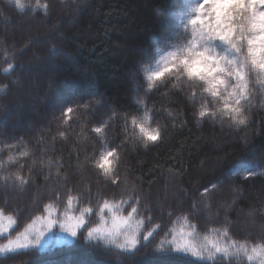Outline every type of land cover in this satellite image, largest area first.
I'll list each match as a JSON object with an SVG mask.
<instances>
[{"label":"trees","instance_id":"1","mask_svg":"<svg viewBox=\"0 0 264 264\" xmlns=\"http://www.w3.org/2000/svg\"><path fill=\"white\" fill-rule=\"evenodd\" d=\"M26 1L21 10L11 0H0V85H6L0 91V217L14 220L0 231V245L38 217L79 216L88 207L93 209L84 216L89 230L110 225L107 209L101 219L103 201L122 204L118 215L127 217L130 196L141 202L133 214L134 221H142L139 234L155 231L150 242L119 249L85 241L80 233L72 238L56 226L39 246L0 254V264H77L81 259L161 264L176 256L168 241L193 231L192 226L197 245L205 244V237L220 239L213 230L225 227L229 237L224 239L249 249L264 244V107L255 75L249 77L252 101L243 111L244 124L200 88L193 99L186 83L157 81L146 103L161 139L145 146L131 125L136 105L130 72L151 50V37L162 31L174 1L41 0L47 12L33 9L37 0ZM53 46L62 54L50 67L46 55ZM37 56L46 59L38 62ZM9 62L14 68L5 72ZM36 62L38 67L25 70ZM70 82L80 88L75 96L68 95ZM83 97L71 119L62 115L61 108ZM201 108L208 112L204 117ZM111 150L118 155L115 184L96 166ZM250 171L253 175L245 179ZM17 174L26 183L16 180ZM205 187L209 192L201 199ZM260 261L241 253L207 261L185 256L183 264Z\"/></svg>","mask_w":264,"mask_h":264},{"label":"snow or ice","instance_id":"2","mask_svg":"<svg viewBox=\"0 0 264 264\" xmlns=\"http://www.w3.org/2000/svg\"><path fill=\"white\" fill-rule=\"evenodd\" d=\"M206 5L214 14L211 16L214 24L203 19L208 14ZM20 7L23 10L22 4ZM38 7L43 8L45 12L48 10V5L42 4L41 0H37L33 9ZM194 13L189 20L191 39L189 40L187 35L184 36L187 43L183 47H176L174 51L169 53L164 60L163 68L148 77V87L152 88L157 81L170 83L172 78H175L177 82L188 85L193 99H195L197 88L210 93L213 97H222L226 94L227 114L232 115L238 124H244L247 117L243 115L244 106L241 101L247 99L249 77L254 74L257 83L264 86V0H200L194 9ZM51 51L55 54L58 49L53 46ZM13 68L14 64L9 62L4 71L9 72ZM182 77L184 78L183 81H181ZM66 87L70 96H75L80 92V88L75 82L66 84ZM2 90L3 88H0V91ZM84 99L86 97L73 100L69 106L61 108L62 115L71 119L70 114L74 113ZM229 99L232 101L231 104L228 103ZM207 114L208 112L204 108L199 111L201 117ZM211 114L215 115V112ZM146 120L147 117L144 118V122H138L135 118L131 121L133 128L139 129L145 146L149 142H156L161 139V129L146 126ZM102 130L101 127L94 129L96 133H100ZM21 155L27 156L28 153L24 152ZM117 160V152L111 150L105 152L96 161V166L102 170L105 176L110 177L114 184L119 178L114 171ZM252 175L253 173L250 171L245 179ZM15 179L21 184L26 183L24 177L19 174L16 175ZM208 192L209 188L205 187L204 193H200L201 199H204ZM129 200L131 203L128 204V207L131 211L127 217L118 215L122 204H111L108 200L103 201V207L99 208L101 219H104L103 214L107 209L112 214L111 228L95 227L91 230L88 229L84 216L85 213H92L91 207L85 208L79 216L65 212L63 218L58 216L56 219L44 220L43 217H38V220L46 224L44 229H34L31 232L26 229L16 239H8L6 244L0 245V254L15 253L17 249L23 250L32 244L41 245L45 241L46 233L51 232L56 226L72 238H76L80 233L84 236L85 241L100 240L106 244H114L119 249H135L142 241L150 242L149 238L153 237L155 229L148 231L145 235L139 234L138 227L142 221H134L133 214L138 213L136 205L141 202L132 196L129 197ZM72 203V199H69L68 204L71 205ZM122 203H127V201ZM48 207L51 208V205ZM3 215V210L0 209V216ZM8 220L10 224L14 223L11 216L8 217ZM133 225L136 226L135 229ZM31 227L29 225V228ZM156 227L159 228L160 226L157 225ZM192 227L193 231L183 233L180 236H173L168 241L169 245L174 248L176 256L171 260L162 261L161 264H183L185 256L194 257L199 261H207L218 255L221 258H227L241 253L246 255L249 261L260 257V264H264V244L249 249L247 244H238L235 240L224 239L229 237V230L225 227L222 232L213 230L220 239L205 237L207 242L197 245L192 242L195 226ZM185 236L188 239H185ZM121 237H123L122 243L119 242ZM163 244L164 241H161V247ZM77 264H96V262L93 259H81Z\"/></svg>","mask_w":264,"mask_h":264},{"label":"rangeland","instance_id":"3","mask_svg":"<svg viewBox=\"0 0 264 264\" xmlns=\"http://www.w3.org/2000/svg\"><path fill=\"white\" fill-rule=\"evenodd\" d=\"M12 2H15L20 6V4L25 7L27 4H29L26 0H11ZM172 4V10L169 12L165 24H163V29L159 33L153 34L154 36L151 37L152 45L151 50L147 51L144 55V58H142L139 62V65L137 69L131 70L130 76L133 84V91H134V101L136 105V115L133 117L138 122H144V118L147 117L146 120V126L150 128H156L157 125L152 121L151 111L150 107L146 103V94L149 91V80L148 77L152 75V73L159 71L163 68L164 60L168 57L169 53L174 51L176 47H183L187 41L184 39V36L187 35L189 40L190 37V25L189 20L191 17L195 14L194 9L198 6L200 3V0H173ZM208 14L203 17V19L206 22L211 21V23L214 24V20H211V16L214 15L211 13V9L206 5ZM187 26V27H186ZM61 51H58L57 53L53 54L52 52H49L47 57V62L49 63L50 67H53L55 62L54 58L57 56V54ZM46 57L37 56L36 60L38 62H41L42 60H45ZM45 58V59H44ZM35 67H38L37 62L32 63L30 66L26 65L25 70L32 71V69H35ZM26 73V72H25ZM26 78V74L23 77V79ZM256 85L258 87V100L260 99L261 106L264 107V86H261L259 83H257V79L255 76ZM21 86V81L19 83ZM154 86V85H153ZM248 96L246 100L241 101V104L244 106V109L249 106L250 101H252L251 95H250V87L248 83ZM207 93V92H206ZM209 98L216 99L221 104L222 108H225V98L226 94L222 97H213L210 93H207ZM228 103L231 104L232 101L229 99ZM228 110V109H227ZM132 125V124H131ZM133 127V126H132ZM139 135V129L134 128ZM162 189L159 191V194L162 193ZM157 200V197H156ZM46 220V219H44ZM31 228H28V231L31 232L34 229H44L46 224L43 223L41 220H36L32 225ZM10 223L8 221H5V219L0 217V231L5 232L9 229ZM112 223L107 226H103V228H111ZM16 239V238H15Z\"/></svg>","mask_w":264,"mask_h":264},{"label":"clouds","instance_id":"4","mask_svg":"<svg viewBox=\"0 0 264 264\" xmlns=\"http://www.w3.org/2000/svg\"><path fill=\"white\" fill-rule=\"evenodd\" d=\"M4 87H6V85H0V88H4Z\"/></svg>","mask_w":264,"mask_h":264}]
</instances>
